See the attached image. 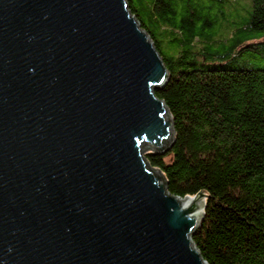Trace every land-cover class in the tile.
<instances>
[{"label":"water","instance_id":"95a60500","mask_svg":"<svg viewBox=\"0 0 264 264\" xmlns=\"http://www.w3.org/2000/svg\"><path fill=\"white\" fill-rule=\"evenodd\" d=\"M168 70L126 0H0V264H208L169 194Z\"/></svg>","mask_w":264,"mask_h":264},{"label":"trees","instance_id":"16d2710c","mask_svg":"<svg viewBox=\"0 0 264 264\" xmlns=\"http://www.w3.org/2000/svg\"><path fill=\"white\" fill-rule=\"evenodd\" d=\"M209 1L126 0L168 70L155 94L173 121L172 142L164 152L143 143L142 155L169 194H206L192 242L208 264H264V68L231 66L245 51L264 55V0H252L234 33V22L221 25L225 37L216 34L225 18L216 2L225 0ZM230 34L225 48L203 46Z\"/></svg>","mask_w":264,"mask_h":264},{"label":"rangeland","instance_id":"374dc122","mask_svg":"<svg viewBox=\"0 0 264 264\" xmlns=\"http://www.w3.org/2000/svg\"><path fill=\"white\" fill-rule=\"evenodd\" d=\"M207 3L210 4L211 1L207 0ZM218 5H222L221 9L225 12V18L220 22L219 27L216 29V34L223 32V36H226V31L222 29L228 22H234L236 31V27L242 25L247 18L250 16L253 10V1L252 0H225L223 3L216 2ZM217 7H215L214 12H217ZM222 23V24H221ZM222 25V27H221ZM233 34H230L226 41L218 42L215 44L208 45L209 43H204V45L208 46V50L217 51L219 49L225 48L232 43ZM235 36H240V33L235 32ZM200 46V45H199ZM233 67H247V68H264V55L260 54L256 51H245L241 53L240 57L237 58L236 62L232 63Z\"/></svg>","mask_w":264,"mask_h":264}]
</instances>
